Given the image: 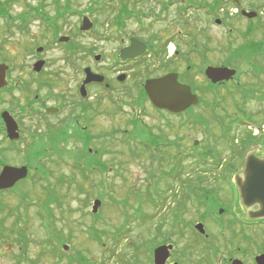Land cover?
I'll return each instance as SVG.
<instances>
[{
  "label": "rangeland",
  "instance_id": "obj_1",
  "mask_svg": "<svg viewBox=\"0 0 264 264\" xmlns=\"http://www.w3.org/2000/svg\"><path fill=\"white\" fill-rule=\"evenodd\" d=\"M87 1L74 0V9L78 12L66 17L67 21L62 26L60 36L67 35L85 48L96 46L98 53L111 57L115 49L113 44H98L89 36L80 38L78 35L81 33L80 11L90 3ZM17 8L19 7L16 5L13 9ZM91 19L97 25L104 26V34L108 33L106 25L110 20L107 16ZM197 19V28H206L205 33L210 37L211 48L216 53L221 52L219 50L221 46L228 48L229 61L236 60L237 44L234 43L232 47L227 45L228 42L237 39L236 28L232 36H229V31L224 26L220 27L214 23L213 16L197 14ZM262 36L263 32L260 31L256 33L255 39L264 46V36L263 38ZM1 38L0 56L6 58L5 63L8 62L6 65L9 66L12 79L9 89L12 90L3 93L0 99V113L3 111L13 113L22 129L20 139L12 143L7 138L0 117L1 156L7 160L8 165L15 167L26 166L27 154L32 146L40 152L45 150V156L33 166L31 180L20 183L17 191L0 195V200L5 207L1 208L0 205V223H4L9 235V238L4 241L0 238V264H17L16 259L20 257V247L10 234L15 222L14 216L10 214V208L19 209L30 220L28 236L31 240L21 264H69L72 260L80 261L79 264H130L136 260L138 264H154L153 250L149 253V249L156 241L164 244L162 241L165 240V236L169 239L168 242L175 246L174 255L171 256L173 261L180 264H230L229 258L234 256L230 255L238 253L236 247L243 234L255 237L258 244L264 243V229L227 225L228 218L223 214L220 215L219 209L231 204L234 196L233 190L227 189L228 184L223 179L225 177H221L225 166H219L221 172L214 168L211 172L208 171V174L202 178L203 182L196 184L198 171L194 161L198 153L211 151L217 164L225 163L228 158L231 159L230 156L234 155V152H239L242 135L247 131L244 127L241 129L237 127L239 123L241 124L243 114L251 115L253 117L251 119L258 126H264V102L257 99L264 90V80L252 81L256 98L248 99L247 104L242 103V95L234 84L235 80L223 90L202 92L201 96L206 105L180 118L157 113L149 101L144 99V104L141 101L140 108L143 115L148 116L150 120L158 114L175 123L178 122L181 144L173 149L175 151L153 145L146 148L143 144L128 142L127 139L135 132V129L132 130L130 126L135 112L120 101L118 106L120 105L121 109L117 108L110 115L99 112L95 116L93 129H90L91 133L95 134L92 136L94 138L88 136L83 142L85 134L79 137L74 135L83 134L81 128L69 137L65 134L61 135L58 131L63 127L65 113L47 116L44 110L37 113L32 109L33 107L28 106L31 105L29 101L33 102L38 95L37 104L44 100V104L48 107H60L63 92L69 94L78 88L80 81L77 77L73 80L74 69L62 61V48L55 47L49 54L52 62V91L43 89L39 92L40 94L35 95L37 82L34 80L38 81V78L30 75L33 60L30 50L24 43L29 39L28 36L18 35L16 31L8 35L5 30L4 37L1 35ZM56 39L58 38L54 37V40ZM263 50L264 48L260 47L259 51L264 52ZM82 52L81 50L80 53ZM80 58L77 65L79 69L85 66L86 62L83 61L84 56ZM0 61L3 60L0 59ZM195 71L194 79L195 76H199L195 79V83L205 89V77L198 73V69ZM144 72L146 73L147 70ZM16 78L31 79L30 96L23 91L18 92L15 85ZM131 81L126 87L132 86L130 89L133 103H131L134 108L135 102H139L138 84L141 82ZM50 94L52 96L48 98ZM213 104L219 107L216 112H210V109L206 107ZM236 119L240 122L234 126L230 135L228 134L229 137L226 136L223 139L224 129L230 127L229 124ZM138 125L141 126L139 123ZM111 130H114L116 135L112 140L106 139L108 138L106 135ZM139 131L143 132L142 136L146 134L141 128ZM256 139L264 141V134ZM195 140L199 143L194 148ZM250 151L251 148L247 147L244 154L247 156ZM261 151L264 153V146ZM189 154L195 159L190 160ZM184 157L186 160L182 161ZM80 167L87 171L81 172ZM178 168L182 171L181 179L174 182L170 175H165L171 174ZM188 180L195 184L192 187L195 193L199 192L202 197L204 195L207 200L210 199L209 210L212 211H208V214H204L208 209L203 207L202 200L199 203L200 206L196 199L194 201L192 198L189 204L185 202L179 207V204L183 202L181 200L184 194L183 182ZM230 180L232 184H236L235 174ZM19 194L28 195V202L32 205L22 202ZM194 196L196 198L197 195L194 194ZM220 198L222 199L221 207ZM95 199L102 201L96 214L92 213ZM46 200L52 202L53 223L50 224L53 228L51 227L50 235L44 226V223H49L46 213H42L44 218L39 217L40 208L37 206H41V203L43 204ZM55 201H59L60 206ZM212 203L215 206L214 209ZM232 207L235 208V205ZM211 217L226 219L223 225L225 230ZM176 221L179 222L178 225ZM198 222L205 225L208 236L215 237L214 246L219 254L212 255L208 252V248H205L206 244L197 237L194 225ZM161 223H163L162 233L157 232V236L155 233ZM64 246H68L69 249L65 250ZM59 255H63L62 261Z\"/></svg>",
  "mask_w": 264,
  "mask_h": 264
},
{
  "label": "flooded vegetation",
  "instance_id": "obj_2",
  "mask_svg": "<svg viewBox=\"0 0 264 264\" xmlns=\"http://www.w3.org/2000/svg\"><path fill=\"white\" fill-rule=\"evenodd\" d=\"M87 2L90 3L80 11V15H82L79 27L81 33L78 35L80 38L89 36L93 42L98 44H113L115 49L111 57H105L103 53H98V47L96 46L85 48L81 43H76L67 35L60 36L62 26L67 21L66 17L78 12L74 9V0H0V6L2 7V10H0L1 35L4 37L5 30L8 35L16 31V34L27 35L30 39L27 38L28 40L24 43L30 50L33 60L30 75L38 78V81L37 79L34 80V82H37L35 95L40 94L39 92L43 89L52 91V62L49 54L55 47L62 48V61L74 69L75 77H73V80L77 77L80 81L75 91L72 90L69 94L63 92L60 107H48L44 104V100L39 101L37 104L38 95L35 96L36 100L29 101L31 104L28 105L29 108L33 107L32 109L37 113H40L41 110H44L47 116L65 113L63 127L58 130L61 135L72 136L77 129L81 128L83 134L74 135L79 137L85 134L84 142L88 136L95 135L90 131L91 128L93 129L95 116L99 112L110 115L117 108L121 109L120 105L118 106L120 101L126 107H131L135 112V116L131 114L134 117L130 121V126L132 130L135 129V132L132 137L127 139L128 142L143 144L146 147L147 145H153L175 149L181 144L178 122L175 123L158 114L155 115L157 118H152V120L148 116H144L140 108L142 105V100L139 99L140 96L138 97L139 102H135L137 107L133 108L132 91L130 89L132 86L126 87L128 83L132 82L131 80L141 82L138 84L139 95H141L146 81L177 74L178 81L183 85L190 86L193 94L200 98L198 105L191 106L182 113H189L206 105L201 96L202 92L223 90L228 84H233L235 80L234 84L242 95L243 104H247L248 99L256 98L252 81L264 80V59L262 60L264 52L259 51L260 47L264 48V46L261 45L259 40L255 39L256 33L260 31L263 32L264 36V0H88ZM16 5L19 8L14 10L13 8H16ZM197 14L213 16L214 23L220 27L224 26L229 31V36H232L236 28L238 32L237 39L227 43L231 47L234 43L237 44L238 57L236 60L229 61L228 48L225 49L221 46L219 48L221 52L219 53L211 48L209 45L210 37L205 33L206 28H197ZM105 16L110 20L109 24L106 25L107 34L103 33L104 26L97 25L91 19ZM85 18H88L92 24L87 31L82 30ZM133 25L135 26L133 27ZM55 33L56 35H54ZM54 37L58 39L54 40ZM61 38H67L68 40L61 42ZM134 43L144 46L145 49L137 57L123 58L122 51L131 48ZM81 50L83 51L82 54L80 53ZM80 56H84L83 61L86 62L85 66L79 69L77 65L79 59L81 60ZM0 59L3 60L0 61V64L8 63L4 62L5 57L1 58L0 56ZM39 64L41 65L40 68H38ZM209 67H228L235 69L237 74L229 81L213 83L206 76V70ZM87 68L91 69L94 74L102 76L104 82L85 85L86 92L83 95L81 90L84 86ZM196 69H198L201 76L205 77V89L195 83V79H198V75L195 76V79L193 76ZM142 70L143 73H141ZM7 81L8 85L12 81L9 70ZM15 85L18 92L23 91L26 95H31L30 78H16ZM9 87L0 91V99H2L3 93L12 90ZM238 95L240 94L238 93ZM51 96L50 94L47 97L51 98ZM257 99L264 102V90L261 91ZM147 101L149 100L147 99ZM129 103L131 104L129 105ZM206 107L210 109V112H216L219 108L212 105ZM146 108L150 110L148 107ZM153 108L157 110V113L161 112L169 116L181 117L180 114H172L165 110H159L154 106ZM54 109H58V112H48V110ZM11 114L13 115V113ZM243 115L241 124L239 121L237 127L240 129L244 127L247 131L242 135L240 149L244 146L242 142L248 139L250 129L253 127L260 128L251 119L253 118L251 115ZM14 118L18 122L16 116ZM262 127L264 128V126ZM140 128L146 132L143 136L141 135L143 132L140 133L139 131ZM19 130L22 131L20 125ZM137 134H140V136H137ZM262 134H264V130L257 136ZM115 135L116 132L111 130L106 135L108 137L106 139H113ZM237 142L239 141L237 140ZM193 144L195 145V143ZM262 146H264V141L255 139V142L248 147L251 148V151L247 156L244 152L238 157L237 169L231 174H235L236 184L228 185L227 188L233 190V201L224 208L222 207L224 209L222 214L228 218L227 225L264 229V218H253L251 216V214L257 213L260 207L258 205L246 207L241 198L240 188L237 186V181L241 180L242 183L245 181L244 173L250 155L264 160V153L261 151ZM236 155L230 156L231 159L228 158L230 161L226 160L229 161L228 164L235 159ZM189 158L190 160L195 159L191 154H189ZM220 201V204H222L221 198ZM185 202L189 204L190 201L184 200L183 203ZM234 205L236 210L232 207ZM211 219L216 223H220L222 227L226 222V219L222 217H211ZM223 229L225 230V227ZM196 234L206 244L205 248H208V252L212 255L219 254L218 249L214 246L215 237L197 232ZM236 249L238 253L230 255H234L233 257L229 256L230 264H233L235 260L242 262V264H257V257L264 255V243L258 244L255 237L244 234ZM172 254L174 255L173 252ZM175 262L169 258L166 264Z\"/></svg>",
  "mask_w": 264,
  "mask_h": 264
},
{
  "label": "water",
  "instance_id": "obj_3",
  "mask_svg": "<svg viewBox=\"0 0 264 264\" xmlns=\"http://www.w3.org/2000/svg\"><path fill=\"white\" fill-rule=\"evenodd\" d=\"M91 26L90 20L85 18L82 30L87 31ZM67 40V38H61V42ZM144 49V46L134 43L131 48L122 51L123 58L137 57ZM38 66V68H40L41 65L39 64ZM7 71L8 67L6 65H0V90L7 86ZM85 73L86 79L81 90L83 95H85L86 92L85 85L104 82L102 76L94 74L89 68L86 69ZM206 75L213 83H218L221 81H229L234 78L236 70L228 67H209L206 70ZM144 88L148 98L156 108L167 110L171 113L178 114L186 111L193 105L199 104L198 96L192 93L189 86L183 85L178 81L177 74H170L163 78L148 80ZM51 111L57 112L58 110H48V112ZM1 117L5 123L9 139L13 141L18 140L20 138L19 126L15 119L7 111L3 112ZM28 175L29 169L27 166H4L0 172V191L12 189L17 183L25 180ZM244 178L245 181L243 183L241 180L237 181L243 203L246 207L258 205L260 207L259 211L254 215L251 214V216L253 218H264V160L250 155L247 160ZM101 205V200H95L92 210L93 213H97ZM196 229L200 233L206 234L203 224H197ZM64 249L68 250L69 247L64 246ZM172 250L173 245H162L157 247L154 250V264H166ZM257 263L264 264V255L257 257ZM233 264H242V262L235 260Z\"/></svg>",
  "mask_w": 264,
  "mask_h": 264
},
{
  "label": "trees",
  "instance_id": "obj_4",
  "mask_svg": "<svg viewBox=\"0 0 264 264\" xmlns=\"http://www.w3.org/2000/svg\"><path fill=\"white\" fill-rule=\"evenodd\" d=\"M0 10H2V7L1 6H0ZM142 95H143L142 96L143 98H146V95L144 93V90H142ZM213 107H218V105L217 104L216 105L213 104ZM198 121L199 120H197V122ZM202 124H205V123H202ZM229 125H230V127L224 129L223 139L226 136L228 138L229 135H230L229 133L231 132V130L233 128L232 127L233 124H229ZM255 139L256 138H254L253 136L249 135L248 136V139H247L248 141L245 140V141L242 142L244 146L240 149L239 152H234V154H237L236 157H234L235 159H233L229 164L226 165V169H225V173L226 174H225V176H227V177H228V175L231 176V174L236 171L238 157L241 154H243L244 152H246L247 147H249V145L253 144L255 142ZM232 142H234V138H232ZM44 152H45V150H43L41 152L39 150H35V146L30 147V149L28 151V154H27V158H26V165L30 169V174H29V177L27 178V180H31L33 178V174L31 172V170H32L33 166H35L36 164H38L39 163V160L42 157L45 156L44 155ZM196 159H197L196 160V165H197V171H198L197 179H196L197 183L196 184L202 183L203 182V179L202 178L204 177V175H207L208 174L207 173L208 171L211 172L213 170V166L210 165L209 160H214L215 161V162H212L211 163L213 165H218L219 166L222 163L221 162V163L217 164V161L215 159H213V155H212L211 151H208V152L207 151H204L202 153H198ZM6 164H7V160L4 159V158H2L1 153H0V168H2ZM218 166H216V167H218ZM174 172L177 175L180 176V172H176V170H174ZM170 176H172V175H170ZM22 182H24V181H22ZM187 184L189 185L188 186V189L190 191H192V195H194L195 191L192 190V187H193V185L195 186V184L192 183V182L191 183H187ZM17 186H15L14 188H12L10 190H7V191H1L0 192V195H2L3 193H11V192H14L17 189ZM195 195H197L195 199H196V202L198 203V205H199V203H201V200H202L204 202L203 207L206 208V210H207L209 208V203H210L209 200L210 199L207 200V198L204 195L202 197L201 194H199V192H196ZM19 197L21 198V201L22 202H25L27 205H32V203H29L28 202V199H29V196L28 195L19 194ZM149 197L152 198L151 195H149ZM187 199H188V196L187 195H185V197L183 196V201L184 200H187ZM48 200H46L43 204L41 203V206L40 205H37V206L40 208L39 217L42 218L43 217L42 216V213H46V216H47V219H48L49 223H46V224L44 223V226L47 229L48 235H50L51 232H52V229H51L52 225L51 224L53 223V220H52V212H51L52 211V207H51L52 206V202H49ZM55 203L58 206H60V202L59 201H57V202L55 201ZM181 203L179 204V207L181 206ZM0 205H1V208H5L4 205L2 204V201L1 200H0ZM214 207L215 206L213 205L212 208L214 209ZM8 209H9V206H8ZM9 210H10V214L12 216H14V220H15V222H14V224H13L11 230H10V232H11L10 234L13 235L15 242H17L18 245H19V247H20V257H18L16 260H17V264H21L24 255L27 254V246H28V244H29V242L31 240L30 237L28 236V229L30 227L29 226L30 225V220L28 219V216L25 213H22L19 209L10 208ZM162 224L163 223H161L159 225L158 229L156 230L155 235L158 236V233H162V229H161L162 228ZM178 224H179V222L176 221V225H178ZM0 238L3 239V241L9 238V235L7 233V228L4 226V223H0ZM168 241H169V239H167L166 236H165V240L162 241V242L163 243H167ZM158 244H161V242H157L156 241V243H154V246L149 249V251H150L149 253H152L151 251ZM137 251H138V248H137ZM62 257H63V255H59L60 261H62ZM74 263H78L79 264L80 261H76L75 262V260H72V261L69 262V264H74ZM32 264H34V263H32ZM130 264H138V261L136 260L135 262H132Z\"/></svg>",
  "mask_w": 264,
  "mask_h": 264
}]
</instances>
